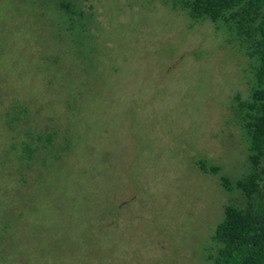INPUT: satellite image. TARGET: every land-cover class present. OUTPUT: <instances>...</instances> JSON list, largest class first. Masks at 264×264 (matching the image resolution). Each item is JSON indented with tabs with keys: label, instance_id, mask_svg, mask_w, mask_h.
Returning a JSON list of instances; mask_svg holds the SVG:
<instances>
[{
	"label": "rangeland",
	"instance_id": "obj_1",
	"mask_svg": "<svg viewBox=\"0 0 264 264\" xmlns=\"http://www.w3.org/2000/svg\"><path fill=\"white\" fill-rule=\"evenodd\" d=\"M57 1L0 0V264H211L222 206L243 200L218 177L248 168L226 121L253 61L224 26L163 0H72L73 22ZM16 103L71 133L50 168L6 156Z\"/></svg>",
	"mask_w": 264,
	"mask_h": 264
},
{
	"label": "trees",
	"instance_id": "obj_2",
	"mask_svg": "<svg viewBox=\"0 0 264 264\" xmlns=\"http://www.w3.org/2000/svg\"><path fill=\"white\" fill-rule=\"evenodd\" d=\"M174 12L184 13L193 25L209 21L224 26L249 59L253 61L246 97L234 94L227 123L238 126L246 137L248 168L238 180L219 176L220 166L199 160L195 165L203 174L219 176L226 193L237 191L243 200L227 201L207 251L211 264H264V0H163ZM57 11L75 21L78 12L72 0H58ZM29 109L13 104L2 115L3 126L13 134L6 156L30 169H47L71 149L69 130L40 129L29 124Z\"/></svg>",
	"mask_w": 264,
	"mask_h": 264
}]
</instances>
